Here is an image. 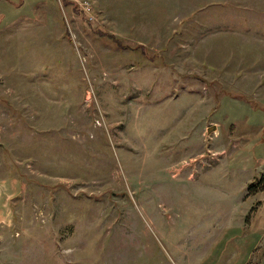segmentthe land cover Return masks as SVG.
I'll use <instances>...</instances> for the list:
<instances>
[{"label":"rangeland","instance_id":"374dc122","mask_svg":"<svg viewBox=\"0 0 264 264\" xmlns=\"http://www.w3.org/2000/svg\"><path fill=\"white\" fill-rule=\"evenodd\" d=\"M261 172L264 0H0V264H264Z\"/></svg>","mask_w":264,"mask_h":264},{"label":"trees","instance_id":"16d2710c","mask_svg":"<svg viewBox=\"0 0 264 264\" xmlns=\"http://www.w3.org/2000/svg\"><path fill=\"white\" fill-rule=\"evenodd\" d=\"M7 1V0H5ZM65 2L63 1V4ZM65 5V4H64ZM264 186V174L261 172L260 175H258L257 178H254L251 182L246 184L245 186V195L246 196H252L255 195L256 193H259L262 191V187Z\"/></svg>","mask_w":264,"mask_h":264},{"label":"water","instance_id":"95a60500","mask_svg":"<svg viewBox=\"0 0 264 264\" xmlns=\"http://www.w3.org/2000/svg\"><path fill=\"white\" fill-rule=\"evenodd\" d=\"M211 130H213V126L208 127L207 130H206V132L209 133Z\"/></svg>","mask_w":264,"mask_h":264}]
</instances>
